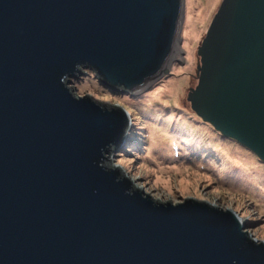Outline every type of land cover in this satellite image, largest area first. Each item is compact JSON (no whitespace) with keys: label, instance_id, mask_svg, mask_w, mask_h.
Here are the masks:
<instances>
[{"label":"water","instance_id":"obj_1","mask_svg":"<svg viewBox=\"0 0 264 264\" xmlns=\"http://www.w3.org/2000/svg\"><path fill=\"white\" fill-rule=\"evenodd\" d=\"M184 0H0V264H264L232 207L161 200L115 161L147 148L128 106L181 48ZM184 52L180 54L183 55ZM191 110L264 164V0H222Z\"/></svg>","mask_w":264,"mask_h":264},{"label":"rangeland","instance_id":"obj_2","mask_svg":"<svg viewBox=\"0 0 264 264\" xmlns=\"http://www.w3.org/2000/svg\"><path fill=\"white\" fill-rule=\"evenodd\" d=\"M221 2L184 0L178 49L184 54L169 67V75L160 78L148 91L138 95L111 92L90 71L73 79L71 87H77L79 94L128 106L131 124L145 129L147 148L133 145V153L120 150L115 156V161L130 171L131 178H136L140 186L161 200L183 203L188 198L221 208L233 206V212L239 213L242 221L251 218L253 225L247 226L264 242V164L235 141L203 123L186 100L189 90L197 85V48ZM150 105L161 108L163 115L170 109L179 112L166 127L169 132L151 115L152 108L147 107ZM182 118L195 134L198 126L209 134L200 130L202 139L193 143L173 138L171 133ZM229 156L240 162L248 179L242 178L236 166L226 163L231 162Z\"/></svg>","mask_w":264,"mask_h":264},{"label":"bare ground","instance_id":"obj_3","mask_svg":"<svg viewBox=\"0 0 264 264\" xmlns=\"http://www.w3.org/2000/svg\"><path fill=\"white\" fill-rule=\"evenodd\" d=\"M176 58H178L180 56V50H177V53H176ZM148 105V104H147ZM149 109H151V115L156 119L158 118L160 120V127L163 128V130L165 132H169L166 130V127L168 126L169 123H171V121L175 118V116L179 113L178 111L174 110V109H170V111H166L167 113L166 114H162V112L160 110H162L160 108L157 109V108H154L152 105L150 106H147ZM156 107V106H155ZM169 114V116H167ZM180 115H183V114H180ZM178 116V115H177ZM184 117V116H182ZM179 121V122H178ZM177 124L175 125V131H173L171 133V135H174L173 138H180L181 140L187 142V143H193V142H197L198 140H201L202 138H200L202 131H204L205 129H203L202 127L200 128L199 126L197 127V131H196V134L194 133L193 129L189 126L190 124H188L186 122V120L184 118H182L181 120H178ZM205 132L207 134H209V132L206 130L204 131L203 134H205ZM172 137V136H171ZM174 139V140H175ZM220 139V138H219ZM218 142H220V140H217ZM199 142V141H198ZM228 146H230V143H228ZM224 153V151H223ZM225 157V156H224ZM231 162H226L229 166H236V169H237V172L241 173L243 176L242 178H249V176L247 175L246 171H243V169L241 168L242 166H240V162L235 159V158H231L229 156ZM228 158V160H229ZM227 161V160H226ZM253 159L250 160V165H253ZM244 165V164H242Z\"/></svg>","mask_w":264,"mask_h":264}]
</instances>
